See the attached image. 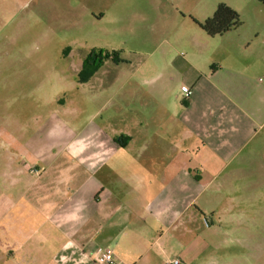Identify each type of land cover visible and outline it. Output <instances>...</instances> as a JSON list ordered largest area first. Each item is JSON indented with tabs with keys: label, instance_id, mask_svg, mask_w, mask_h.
Returning <instances> with one entry per match:
<instances>
[{
	"label": "crops",
	"instance_id": "crops-1",
	"mask_svg": "<svg viewBox=\"0 0 264 264\" xmlns=\"http://www.w3.org/2000/svg\"><path fill=\"white\" fill-rule=\"evenodd\" d=\"M163 15L137 16L136 29L168 35L173 28ZM118 17L127 34L128 17ZM207 17L191 15L200 34L163 41L153 75H136L116 108L120 125L90 139L79 157L86 170L64 159L28 176V165L11 170L13 193L0 206V264H95L105 248L115 264H160L165 244H184L180 233L212 210L209 191L264 192V81L252 79L264 76V16L249 35L237 28L223 34L230 36L210 65L197 25Z\"/></svg>",
	"mask_w": 264,
	"mask_h": 264
},
{
	"label": "rangeland",
	"instance_id": "rangeland-1",
	"mask_svg": "<svg viewBox=\"0 0 264 264\" xmlns=\"http://www.w3.org/2000/svg\"><path fill=\"white\" fill-rule=\"evenodd\" d=\"M220 3L237 12L242 34L264 16V4L255 0H0V206L13 193L11 170L22 164L35 170L27 176L52 170L62 159L86 170L79 157L87 155L90 139L120 125L116 108L130 97L136 75H153L152 62L167 50L163 41L200 34L191 15L210 17ZM99 12L107 18L91 20ZM125 14L127 34L118 17ZM158 14H168V35L136 29L137 16L151 20ZM227 36H207L209 65ZM92 50L116 53L117 60L105 58L85 74L81 63ZM214 190L205 195L212 210L198 213L190 230L180 233L184 244H165L160 264H264L263 188L251 195Z\"/></svg>",
	"mask_w": 264,
	"mask_h": 264
},
{
	"label": "trees",
	"instance_id": "trees-1",
	"mask_svg": "<svg viewBox=\"0 0 264 264\" xmlns=\"http://www.w3.org/2000/svg\"><path fill=\"white\" fill-rule=\"evenodd\" d=\"M264 4V0H255ZM239 16L236 11L225 4H218L213 14L205 19L203 22L197 23L198 27L208 37L221 36L240 26ZM117 54L113 53L111 56L102 55L100 52L92 50L84 59L82 64V72L85 74H92L99 68L103 59L112 57L117 60Z\"/></svg>",
	"mask_w": 264,
	"mask_h": 264
},
{
	"label": "built area",
	"instance_id": "built-area-1",
	"mask_svg": "<svg viewBox=\"0 0 264 264\" xmlns=\"http://www.w3.org/2000/svg\"><path fill=\"white\" fill-rule=\"evenodd\" d=\"M181 92H183L186 96L190 95V92L187 88L181 87ZM30 171H34V169H29ZM205 225L207 224V221L204 220ZM94 262L95 264H115V260L113 258V252L109 248L101 249L95 252L94 255ZM168 264H180L178 260L170 261Z\"/></svg>",
	"mask_w": 264,
	"mask_h": 264
}]
</instances>
